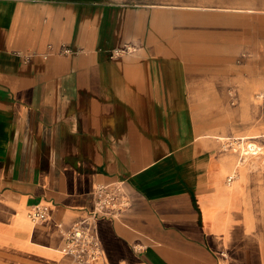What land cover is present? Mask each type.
Returning <instances> with one entry per match:
<instances>
[{
  "label": "crops",
  "instance_id": "crops-1",
  "mask_svg": "<svg viewBox=\"0 0 264 264\" xmlns=\"http://www.w3.org/2000/svg\"><path fill=\"white\" fill-rule=\"evenodd\" d=\"M255 77L264 0H0V264H264V162L221 140L264 135L225 127ZM118 181L128 206L77 262L63 231Z\"/></svg>",
  "mask_w": 264,
  "mask_h": 264
},
{
  "label": "built area",
  "instance_id": "built-area-1",
  "mask_svg": "<svg viewBox=\"0 0 264 264\" xmlns=\"http://www.w3.org/2000/svg\"><path fill=\"white\" fill-rule=\"evenodd\" d=\"M126 49H130V47ZM126 49L113 50V53L119 54ZM71 51L70 48H64L62 50L63 53H69ZM32 55H27L26 59L29 60ZM43 55L46 58L48 57V54ZM257 96L264 98V92ZM226 147L233 148L236 151L239 150V146L234 147L233 143L226 145ZM234 176L235 174H232L229 180ZM128 204L129 198L123 182L118 181L99 185L96 190V204L94 209L63 231L65 236L63 252L71 255L77 262L89 263L95 260L100 253V242L96 225L98 218L116 217L121 214ZM49 211L50 209L47 204L37 203L32 206L28 215L33 221L40 222L48 218Z\"/></svg>",
  "mask_w": 264,
  "mask_h": 264
},
{
  "label": "rangeland",
  "instance_id": "rangeland-1",
  "mask_svg": "<svg viewBox=\"0 0 264 264\" xmlns=\"http://www.w3.org/2000/svg\"><path fill=\"white\" fill-rule=\"evenodd\" d=\"M193 62L191 61V65L193 67L196 66H201L202 62H196L197 58H192ZM210 59H214L215 58H210ZM252 60V64H253V68L254 67H259L261 66V63H259V60L262 59L261 57H251L249 58V56H245V57H236V58H231V57H225V58H221L222 63H216L215 62H209L208 64V75L210 77V80L213 81H217V76H218V71L216 66L218 64H221V66L224 64L226 65V67L228 66H232V64H238V65H248V61ZM228 70V71H227ZM232 69H226L225 72V76H226V81L229 80V77H232L233 72L230 71ZM245 72V71H244ZM242 72L241 73V85H244V83H248V76L249 74L247 72ZM247 73V74H246ZM224 74L221 72L220 76L222 77ZM253 76H257L258 77V73L257 74H253ZM245 77H247L245 79ZM245 79V80H244ZM254 79V81H253ZM252 79V84L254 87V97L252 98V101L249 104H242L240 105V110L239 113L237 112H232V110H230L229 112L226 111V118L229 119L228 122L225 123V127L226 128H232V125L234 122L233 118L235 117L236 119H238V117L240 116V120L235 122V124H239V128L241 131H243V129H247L249 127V124L252 122V120L250 121L251 116L250 115H256L257 118H261L264 119V98H260L257 95L264 92V79L263 78H253ZM230 96L232 97V103H236V98H235V92L234 90H230ZM234 96V97H233ZM234 106V104L232 105ZM211 110L213 115H216V110H217V106L216 105H209L208 106ZM215 118V117H214ZM215 121V120H214ZM259 122V121H258ZM215 124L216 122H210ZM255 123V122H253ZM248 133H240L235 134V136H227L225 138H222L221 140L223 141L224 145H228L230 143H233L234 147H238L239 146V152L241 153L243 159L242 162L244 160H246L245 162H248V159L250 157H254L256 158L258 161H262V163L264 162V135L260 136V137H246ZM255 143L259 146V151L257 154H252L251 150L248 148V144L249 143ZM247 151H249L247 153Z\"/></svg>",
  "mask_w": 264,
  "mask_h": 264
},
{
  "label": "bare ground",
  "instance_id": "bare-ground-1",
  "mask_svg": "<svg viewBox=\"0 0 264 264\" xmlns=\"http://www.w3.org/2000/svg\"><path fill=\"white\" fill-rule=\"evenodd\" d=\"M248 148L251 150L252 153H258V151L260 149L259 146L253 142L248 144ZM248 152L249 151H247V153Z\"/></svg>",
  "mask_w": 264,
  "mask_h": 264
}]
</instances>
